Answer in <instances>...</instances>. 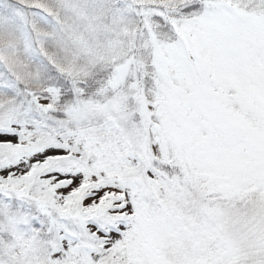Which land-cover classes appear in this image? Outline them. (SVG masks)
<instances>
[{
    "label": "snow or ice",
    "instance_id": "1",
    "mask_svg": "<svg viewBox=\"0 0 264 264\" xmlns=\"http://www.w3.org/2000/svg\"><path fill=\"white\" fill-rule=\"evenodd\" d=\"M0 264H264V0H0Z\"/></svg>",
    "mask_w": 264,
    "mask_h": 264
}]
</instances>
